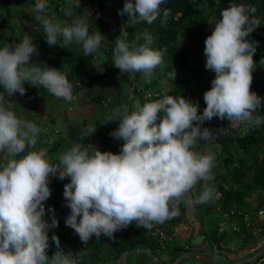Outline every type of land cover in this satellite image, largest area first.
<instances>
[{"label": "clouds", "instance_id": "obj_1", "mask_svg": "<svg viewBox=\"0 0 264 264\" xmlns=\"http://www.w3.org/2000/svg\"><path fill=\"white\" fill-rule=\"evenodd\" d=\"M165 2L125 0L118 14L150 25L161 13L168 15L161 8ZM64 5L60 11L72 18L70 23L55 13L44 15L49 0H36L33 11L45 42L49 46L75 43L85 56L94 54L106 37L93 28L84 12L77 14L80 0H64ZM254 12L230 0L220 18L210 22L214 27L205 39V69L215 75L203 94L202 112L198 101L184 95L153 99L146 93L143 102L136 99L131 108L127 103L118 106L108 120L119 121L109 133L123 142L119 152L101 151L91 141L74 143L58 154L55 163L46 150L36 149L40 127L19 118L6 105L16 93L25 95V84L42 86L71 102L73 85L61 69L33 63L38 48L29 35L0 47V264H80L78 252L64 251L55 233L49 237V231L59 226L55 209H46L44 203L51 195L53 177L69 180L63 193L70 209L65 225L84 244L102 234L112 238L133 223L151 229L180 215L182 204L190 210L211 200L214 188L208 182L214 179V155L197 150L198 141L215 139L213 130L203 127L205 121L217 117L244 124L246 129L264 125L260 115L264 97L251 90L256 44L247 38L259 25ZM153 43L147 29L129 41L122 28L112 49L113 66L121 76L139 72L150 82L163 62V50L153 48ZM170 77L175 80V69ZM94 132L91 127L82 129V139ZM201 181L203 190L197 195L194 189ZM50 239L56 247L51 257L47 254Z\"/></svg>", "mask_w": 264, "mask_h": 264}, {"label": "trees", "instance_id": "obj_2", "mask_svg": "<svg viewBox=\"0 0 264 264\" xmlns=\"http://www.w3.org/2000/svg\"><path fill=\"white\" fill-rule=\"evenodd\" d=\"M7 0H0V47L6 44H12L13 42H19L21 37L25 35V25L22 21L18 24L11 26L7 23L8 17L17 16V18H25L27 20L34 21L36 19V13L31 10L26 13L20 6L24 3V0H17L18 7L12 13L6 5ZM30 3L35 6L33 0ZM99 7L93 10L91 13H86L81 8L77 9V14L83 13L88 16V20L96 30H99L106 39L112 40L107 42L106 39L102 41L104 44H111L114 46V39L109 37V25L107 20L102 19L98 13L100 10L106 8L104 0H97ZM230 0H166L161 8L168 10V15L164 16L163 13L152 24L147 23H133L128 20V14L120 15L117 10L109 9L111 17L113 19L114 34L117 37L121 34L119 32L121 26L125 25L124 30L128 33L129 41L135 39V37L147 29L154 38L153 48L163 50V62L160 65L162 74L158 75L155 79H151L150 82L143 83L140 88H136L137 83L134 81L137 79V73L126 74L129 78L128 84L132 86V89L137 90V96L140 99H144V93L151 89L156 92L153 94V99L160 97L163 94H168L173 97L184 95L186 98H191L194 102L198 101L202 112V103L200 97L206 90L211 87V79L204 72L201 71V67H196L193 63H190L188 57V48L179 42L180 37L190 36L192 43L195 47L200 48L201 54L204 55L205 39L211 34V30L214 25L210 22L220 18V12L222 9L228 6ZM236 3H243L250 8H254L253 19L258 21L259 25L254 28L252 33L247 39L252 40L256 44V52L253 56L255 62L253 71L252 83L256 81L257 69L264 66V0H235ZM64 4V0H49V8L46 14L55 13L56 16L61 15V5ZM49 11V13H48ZM80 11V12H79ZM18 15H17V14ZM44 13V15H46ZM50 14V15H51ZM6 16V18H5ZM106 18V17H104ZM72 18H66L69 23ZM97 26V27H96ZM108 28V29H107ZM6 29L9 31L6 32ZM92 28L90 27V31ZM33 41L36 43L38 53L35 54L32 59L33 63L43 66L46 64L49 67H55L66 72L67 79L73 85L72 92L76 93L81 90H86L92 86H96L104 81L109 76L111 69L107 68L104 71H99L89 60V55L85 56L80 45L75 43L68 45L49 46L45 42V34L43 28H35L32 30ZM24 34V35H23ZM31 36V35H29ZM253 36V37H252ZM116 39V38H115ZM142 42V39L141 41ZM112 53V52H110ZM110 53L108 55H110ZM44 54V55H43ZM51 56L52 58H49ZM191 59V58H190ZM117 71L116 67H114ZM175 69L176 71H183L182 77L172 79L170 73ZM166 76L167 86L165 89H161L158 80ZM26 93L23 95L25 99H35L51 96L57 101H64L62 98H57L51 95L45 88L32 87L25 84ZM107 89L106 87H104ZM101 86L100 91L95 92L89 97L91 102L102 103L108 96V91ZM251 90H256L251 86ZM145 91V92H143ZM261 97H264V92ZM134 95L128 91L125 95L119 98L109 99L105 102V105L110 108V117H114L115 109L123 103H127L131 108L133 106ZM103 104V103H102ZM20 117L23 111H19ZM260 114L264 116V104L260 109ZM94 120V133L92 143L97 145L101 151H112L117 153L120 150L122 141H118L110 137L109 133L118 127L119 121H110L108 125L102 124L96 118ZM53 121V119H52ZM227 120H220L214 117L211 121H205L203 127H209L213 130L215 135H220L221 131L228 127L229 136H224L220 139V150L223 157L221 163L224 169L215 176L214 182L210 183V186L214 188V195L219 192L218 198H213L207 202L204 213H209L215 207L218 211H225L231 208H237L242 211L246 209H252L264 204V127H245L242 130L228 126ZM242 127V126H240ZM87 141V139L85 140ZM83 143L84 140L80 139ZM204 140L198 141L202 143ZM217 177H220L222 181H216ZM56 177L51 179L50 185L60 187ZM61 180V179H60ZM67 183L69 180L66 178ZM224 180L228 182L224 183ZM62 181V180H61ZM202 189V188H201ZM200 188L197 190V195L202 192ZM200 190V191H199ZM257 192L258 203L255 206H251V202L248 199V195ZM218 206V207H217ZM201 204H195L192 209H198ZM201 219V218H200ZM239 225V232H233L236 236L243 235L244 240H253V233L246 229L244 224L239 220L236 221ZM202 225V223H200ZM201 228V227H200ZM154 228L144 229L138 228L135 223L121 230L120 238L110 239V251H115L120 254L122 251L131 249L133 247H149L151 249L160 248L158 240L153 237L152 232ZM204 239L209 242L211 250L218 251L219 254L228 256L230 249L226 247L225 243L230 237L226 231L218 232L216 227L211 228L208 231H202ZM242 238V237H241ZM243 239V238H242ZM225 246V247H224ZM190 248V247H189ZM177 249V248H176ZM181 249V248H180ZM188 248H182V252ZM256 251V248L248 253H240L237 258L229 257L228 261L234 262L235 259H239L244 256L251 255ZM53 252V251H52ZM77 253V252H76ZM80 254V252L78 251ZM53 254V253H52ZM230 255V254H229ZM264 256L259 255L253 261L244 264H256L258 260ZM257 264H264L259 262Z\"/></svg>", "mask_w": 264, "mask_h": 264}, {"label": "rangeland", "instance_id": "obj_3", "mask_svg": "<svg viewBox=\"0 0 264 264\" xmlns=\"http://www.w3.org/2000/svg\"><path fill=\"white\" fill-rule=\"evenodd\" d=\"M24 3L20 6L22 9L28 13L29 11L33 10L34 5H32L29 0H24ZM36 0H33V3H35ZM81 6L80 8L84 10L86 13H91L93 10H96L99 7V4L97 0H80ZM106 8L103 10H100L98 15L101 16L102 19L107 20V23L109 25V37L114 39L117 38V35L114 34L113 25L111 24L112 20L108 19L109 17L112 16L110 14L111 9L117 10L119 13V10H121L124 6L125 0H104ZM6 5L10 10V13H12L14 10L17 9L18 4L17 0H7ZM65 5L62 3L61 8L64 7ZM110 9V10H109ZM49 13V11H48ZM17 14V13H16ZM46 14V13H45ZM51 13H49L48 16ZM18 15V14H17ZM47 15V14H46ZM59 20H65L68 17H65L63 13L61 12V15L56 16ZM106 17V18H104ZM108 17V18H107ZM113 17V16H112ZM6 18V16H5ZM35 19V18H34ZM7 23H9L11 26L18 24L20 21L23 22V24L26 27V30L24 31L25 35H31L30 37L32 39V30L35 28H41L42 26L36 21H31L27 20L25 18H17V16L8 17L7 18ZM97 27V26H96ZM125 25L121 26L119 32L121 31L122 28H124ZM108 29V28H107ZM9 30L6 29V32ZM24 35V34H23ZM24 35V36H25ZM104 35V34H103ZM23 36V37H24ZM19 38L20 40L23 38ZM253 37V36H252ZM108 40V41H107ZM250 40H252L250 38ZM107 42H110L109 39H106ZM179 42L183 45H185L188 48V55L190 54V58L188 57L190 63H193L196 67H201V71L204 72L207 76L210 77L211 81L214 78V73L208 71L205 69V63L206 59L205 56L202 55L200 48L195 47L192 43L191 37L190 36H183L180 37ZM114 48L113 45L111 44H104L101 43L100 48L94 53V54H89V60L91 63L99 70V71H104L107 68L111 69V73L109 76H107L104 81L96 86H92L86 90H81L76 93H73V100L71 102L67 101H57L55 98L51 96L44 97L43 99L40 98H35V99H25L23 96H21L19 93H16L13 97L8 99L7 107L13 110L17 115L20 114L19 111H23V114L20 115L19 118L22 119H27L34 121L41 129V132L39 133L37 137V144H36V149H44L48 152L49 156L51 157L53 163L57 162V157L58 154L61 151H66L72 147L74 143H81V134H82V129L91 127L94 131V120L97 119L99 120L102 124L108 125L110 121L108 122L110 118V113L108 108L105 105V102L109 99L112 98H119L122 95H125L126 93L131 92L134 95L133 103L135 102L136 99H139L141 102H143V99H140L137 96V90L136 88H140L142 86V82L146 83L147 81L145 80L144 76L142 73L137 74V79L135 77L134 81L138 82L137 86L135 89H132V86L128 84L129 78L127 75H120V72L114 69V66L112 64V49ZM110 53V55H108ZM44 55V54H43ZM49 58H52L49 56ZM259 73H257L256 81L252 83V87L256 90V93L261 96L262 93L264 92V66L260 67L257 69ZM183 71H176V78L182 77ZM162 74V69L160 65L154 70L152 79H155L158 75ZM159 85H161V89H165L167 86V78L166 76L162 77L161 79L158 80ZM101 86L106 87L108 91V96L104 99V101L101 103H96V102H91L89 100V97L95 92L100 91ZM141 89V88H140ZM145 92V91H143ZM146 92H150L152 94V97L154 96L153 94H156L154 90H147ZM200 102L202 103V107H206V104L204 102L203 97H200ZM261 115V114H260ZM53 119V121H52ZM228 126L230 125H237L235 122H229L227 121L226 123ZM264 127V125H263ZM93 135V134H92ZM93 136H90L87 139V141H84L85 143H88L89 141H92ZM220 137L218 135L215 136L214 140L211 141H205L204 144L200 145L198 143V149L201 152L204 153H211L214 155V161H213V168H212V175L213 177L218 174V172H221L224 167L223 164L221 163V158L223 157L222 152L220 150ZM83 142V143H84ZM97 146V145H95ZM211 150V151H210ZM66 179V178H65ZM215 180V177L214 179ZM212 180V181H213ZM209 181L208 184L210 185ZM217 182L222 181L220 177H217ZM57 182L59 184V188L49 185L51 189V195L47 201H45V206L46 209L48 206H52L55 209V215L58 217V219H63L62 215H59L57 213H67L66 216L70 213V209L66 206V200L63 195L64 193V186L67 184V180H60L59 178L57 179ZM224 183L228 182L224 180ZM198 184H201L202 186L200 187L199 185L197 186L200 187L201 190H203V185L204 182H198ZM200 191V190H199ZM257 193V192H255ZM217 197V196H216ZM214 197L213 199H215ZM184 207V205H181ZM180 206V208H181ZM207 206L206 203H202L201 207L197 209V213H204V209ZM218 207V206H217ZM214 213L220 214L222 211H218V209H214ZM46 219H49L50 217L47 214L46 211ZM61 222V220H60ZM164 224V223H163ZM216 225V217L213 216H205L203 222H202V228L204 231H208L211 228L215 227ZM229 227L230 230H232V224L231 221H229ZM61 230L60 232L57 233L58 237L60 239H63L65 235H71L72 234V228L67 227L64 224H61ZM165 230V229H164ZM167 232V230H165ZM170 232V231H168ZM228 234L229 232L226 231ZM235 232H239V230H236ZM261 234V233H260ZM258 235V234H257ZM230 236V235H229ZM228 237L227 243H225L226 247L230 249H236L239 244H244V241L241 237L239 236H234ZM253 236L255 234L253 233ZM113 238L117 239L120 238V234H117V236H113ZM173 238V237H172ZM94 241V242H93ZM104 243H106V240H102ZM173 241V240H172ZM207 241V239H206ZM103 242H100L98 246H101L103 248ZM88 243L93 244L95 242L94 237H92ZM168 243H171V240H169L166 244L168 246ZM82 244V242L80 243ZM87 246V245H86ZM83 248V245L81 246ZM225 247V246H224ZM82 248L80 249L81 256H84L82 253L83 250ZM93 249H97V245L92 246ZM78 249V248H77ZM77 249L75 248L74 251H72L74 254L77 252ZM91 249V248H90ZM258 249V248H257ZM256 249V250H257ZM211 250V249H209ZM220 256V254L218 253ZM49 257L50 254L48 255ZM131 256V255H129ZM87 257V256H84ZM190 257H193L190 256ZM81 260V258H80ZM264 262V261H263ZM249 263V262H247Z\"/></svg>", "mask_w": 264, "mask_h": 264}, {"label": "crops", "instance_id": "obj_4", "mask_svg": "<svg viewBox=\"0 0 264 264\" xmlns=\"http://www.w3.org/2000/svg\"><path fill=\"white\" fill-rule=\"evenodd\" d=\"M113 24V20L111 22ZM231 127L237 128L238 130H242L244 127L246 129V126L244 124L237 123V125H230ZM242 126V127H240ZM214 136L215 133H214ZM221 139L224 138V136H229L228 134V127L223 129L221 131V134L218 135ZM219 138V139H220ZM205 142V141H204ZM204 142L199 143L200 145L204 144ZM211 151V150H210ZM215 177V176H214ZM214 182V180L212 181ZM210 182V183H212ZM202 186L201 184H198L195 186V193L197 194V186ZM256 192V191H255ZM251 193L248 195V199L251 202V206H255L258 203V198H257V193ZM264 195V191L262 192ZM219 192H216L214 197L218 198L219 197ZM261 206H264L261 205ZM215 209H217L215 207ZM59 215H62L63 219L59 220V226L55 229H51L49 231V237L51 238L52 234L55 233L57 235L58 232L61 230V224H64L66 214L67 213H57ZM70 214V213H69ZM205 216H213L216 218H220V214L214 213V209L209 212V213H197L196 209H187L185 206L180 208V215L168 219L164 222V224H158L159 228L165 229L170 232L169 235H171L173 238L171 239V243H168V246H166L167 242L165 243V250H160L158 248L151 249V252L153 255L161 259L165 264H171L174 259L182 252V248H201V249H211L210 244L208 241L204 239V236L202 235V231L204 230L201 226L200 223L203 222ZM201 218V219H200ZM227 223L224 227V231H228L230 233V236L232 237L233 232L230 231V227ZM201 227V228H200ZM60 229V230H59ZM121 230H118L117 232L114 233L115 236L117 234H120ZM113 235V236H114ZM153 237H155V232H152ZM58 236V235H57ZM236 236V235H234ZM233 236V237H234ZM63 239H60L61 242V247L63 248L64 251H74V249H77V252H80V249L82 248L81 246L83 245V254L84 256H81V252L79 254V257L81 258L80 264H119L120 258H121V253L118 254L115 251H110V239L109 237L101 235L100 238H96L95 236V242L94 245L90 244L87 242V244H80L81 240L79 236L72 230V234L63 235L61 236ZM240 237L243 238L244 244H239V246L236 247V249H230L229 254L226 253L230 258H237L240 253H248L249 251L253 250L254 248H259L261 246H264V231L261 234H255L253 236V240H244L243 235ZM106 240V243H104L102 240ZM114 239V238H113ZM173 240V241H172ZM94 242V241H93ZM100 242H103V248L101 246H98ZM227 243V242H226ZM87 245V246H86ZM97 245V249H93L92 246ZM91 248V249H90ZM137 248H145V247H137ZM177 248V249H176ZM181 248V249H180ZM213 250V249H212ZM53 251V252H52ZM56 251V247L54 242L51 241L50 239V247L47 250V254L52 256V253ZM214 251V250H213ZM215 252V251H214ZM224 255L220 256L218 255V251L213 254V257L217 259V261L221 263H226L228 262V258ZM249 256V255H248ZM236 260V259H235ZM124 264H157L156 261L151 259L147 253H137V254H132L131 256L127 255ZM181 264H215L214 262L210 261L207 257H201V256H193L191 258L186 259L183 263Z\"/></svg>", "mask_w": 264, "mask_h": 264}, {"label": "built area", "instance_id": "obj_5", "mask_svg": "<svg viewBox=\"0 0 264 264\" xmlns=\"http://www.w3.org/2000/svg\"><path fill=\"white\" fill-rule=\"evenodd\" d=\"M146 93L145 92L144 96ZM241 221L246 229L250 230L254 234H260L264 231V206H259L256 208L246 209L242 211L237 208H231L229 210L223 211L220 218H216V225L218 232L224 231V226L231 221L232 230H238V224L236 221ZM155 236L158 240L160 248L165 247L166 241L171 239V235L167 233L164 229L159 228L158 225H154ZM260 261H264V257L260 258Z\"/></svg>", "mask_w": 264, "mask_h": 264}, {"label": "water", "instance_id": "obj_6", "mask_svg": "<svg viewBox=\"0 0 264 264\" xmlns=\"http://www.w3.org/2000/svg\"><path fill=\"white\" fill-rule=\"evenodd\" d=\"M137 253H147L151 259L156 261L157 264H165L161 259H159L158 257L152 254L149 247H145V248L133 247L131 249L122 251L119 264H124L127 255H132V254H137ZM214 253L215 252L213 250H209V249L190 248V249H187L181 252L171 264H181L186 259L191 258L190 256L192 255L207 257L210 261L214 262L215 264H244V263L253 261L254 259H256L257 256L262 255L264 253V246L259 247L251 255L236 259L234 262L228 261L226 263H221L213 257Z\"/></svg>", "mask_w": 264, "mask_h": 264}, {"label": "bare ground", "instance_id": "obj_7", "mask_svg": "<svg viewBox=\"0 0 264 264\" xmlns=\"http://www.w3.org/2000/svg\"><path fill=\"white\" fill-rule=\"evenodd\" d=\"M225 211H226V210H225ZM222 212H223V211H222ZM167 233H168V232H167ZM263 257H264V256H263ZM261 258H262V257H261ZM259 262H263V261H260V259H259L258 262H256V264L259 263Z\"/></svg>", "mask_w": 264, "mask_h": 264}]
</instances>
